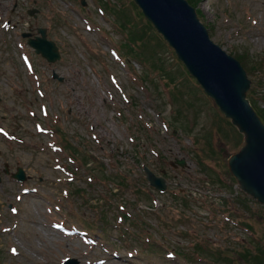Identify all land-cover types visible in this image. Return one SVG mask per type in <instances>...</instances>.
<instances>
[{
  "label": "rangeland",
  "instance_id": "rangeland-1",
  "mask_svg": "<svg viewBox=\"0 0 264 264\" xmlns=\"http://www.w3.org/2000/svg\"><path fill=\"white\" fill-rule=\"evenodd\" d=\"M34 1L0 0V264H260L264 207L242 199L228 167L244 137L133 0ZM196 2L212 41L244 64L263 114L264 0ZM31 25L49 30L60 62L22 39ZM52 117L95 161L71 167V181L44 125ZM144 166L167 179L165 195H149Z\"/></svg>",
  "mask_w": 264,
  "mask_h": 264
},
{
  "label": "water",
  "instance_id": "water-1",
  "mask_svg": "<svg viewBox=\"0 0 264 264\" xmlns=\"http://www.w3.org/2000/svg\"><path fill=\"white\" fill-rule=\"evenodd\" d=\"M146 17L170 43L191 74L221 111L245 135V146L229 160L231 172L247 194L264 204V124L247 99L251 86L245 69L211 41L208 30L186 0H135ZM43 38L30 45L49 61L60 58L54 42ZM151 184L166 189V181L146 169Z\"/></svg>",
  "mask_w": 264,
  "mask_h": 264
},
{
  "label": "flooded vegetation",
  "instance_id": "flooded-vegetation-1",
  "mask_svg": "<svg viewBox=\"0 0 264 264\" xmlns=\"http://www.w3.org/2000/svg\"><path fill=\"white\" fill-rule=\"evenodd\" d=\"M37 1H39V0H35L34 2H37ZM4 119L6 120V118H4ZM9 130H11V129L9 128ZM15 131H16V134H19V132H20V131H18V129L15 130ZM20 139L23 140L24 142H26L28 140L26 137H24L22 135L20 136Z\"/></svg>",
  "mask_w": 264,
  "mask_h": 264
},
{
  "label": "trees",
  "instance_id": "trees-1",
  "mask_svg": "<svg viewBox=\"0 0 264 264\" xmlns=\"http://www.w3.org/2000/svg\"><path fill=\"white\" fill-rule=\"evenodd\" d=\"M130 51H134L133 49H129ZM251 99H252V96L250 95ZM253 100V99H252ZM257 112L259 113V115L264 119V113L262 114L261 111H259L258 109H256Z\"/></svg>",
  "mask_w": 264,
  "mask_h": 264
}]
</instances>
